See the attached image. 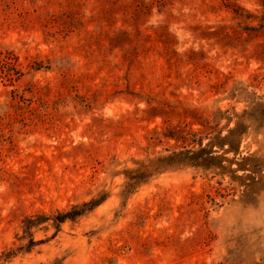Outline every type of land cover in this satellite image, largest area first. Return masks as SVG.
I'll return each mask as SVG.
<instances>
[{"label": "rangeland", "instance_id": "1", "mask_svg": "<svg viewBox=\"0 0 264 264\" xmlns=\"http://www.w3.org/2000/svg\"><path fill=\"white\" fill-rule=\"evenodd\" d=\"M259 98L264 0H0V264H264V171L125 192ZM258 124L240 151L264 169Z\"/></svg>", "mask_w": 264, "mask_h": 264}, {"label": "trees", "instance_id": "2", "mask_svg": "<svg viewBox=\"0 0 264 264\" xmlns=\"http://www.w3.org/2000/svg\"><path fill=\"white\" fill-rule=\"evenodd\" d=\"M13 71L15 72V70ZM252 104L250 112L244 111L241 114H236L234 120L233 118L228 120L226 134L223 133V130L218 131L210 135L207 144H204L203 140H199L198 147L173 152L151 161V165L144 172L141 169L132 171L134 174L127 176L126 195H131L140 184L149 180L153 175L180 168L202 169L219 176L228 175L232 181L249 191L252 190L258 184V178L262 177L263 163L257 162L254 155L242 156L240 147L253 124L259 123V128L264 126V101L259 98V101L253 100ZM233 121L235 125L230 127ZM229 154H233V158L227 157ZM235 164L237 167L233 168ZM238 172L249 174L243 177L238 176ZM246 180H249V183ZM100 202L101 200L91 201L81 207L73 208L70 212L59 214L57 221L61 224L68 219L75 220L83 216L85 211L95 208Z\"/></svg>", "mask_w": 264, "mask_h": 264}]
</instances>
